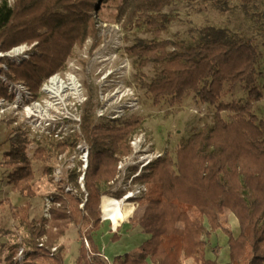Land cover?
I'll return each instance as SVG.
<instances>
[{
  "label": "trees",
  "instance_id": "16d2710c",
  "mask_svg": "<svg viewBox=\"0 0 264 264\" xmlns=\"http://www.w3.org/2000/svg\"><path fill=\"white\" fill-rule=\"evenodd\" d=\"M173 0H8L0 3V50L21 43L37 42L24 63L8 61L7 77L22 81L37 95L44 80L66 68L77 47L92 40L90 54L103 42L100 22H114L123 29L144 27L149 38L137 37L125 47L136 61L139 85L160 105L167 98L171 106L187 96L216 106L212 125L195 130L180 141L176 157L158 158L150 171L137 180L147 191L139 199L144 210L137 225L149 238L141 244L143 259L129 253L106 258L94 234L102 222L105 188L118 172L120 159L132 152L131 137L142 128L146 117L132 115L120 122H95L98 102L92 99L84 108L82 132L90 150L85 193L59 192L51 219L31 218L30 199L34 188V160H48V147L40 145L33 157L27 153L28 132L16 126L0 167L14 191L29 200L21 207L10 206L13 218L28 231V247L23 264H64L61 238L81 226L86 212L93 218L87 230L90 250L82 239L77 264H183L192 258L196 264H264V118L254 111L264 98L258 87V63L262 57L252 36L225 27L204 26L194 41L165 37L170 18L165 12ZM226 9L227 0H207ZM264 15V13H263ZM152 63L154 76L145 79L144 68ZM238 86L248 92L246 102L222 101ZM0 94L10 97L3 86ZM229 114L225 118L223 113ZM76 145V139L57 142L54 151ZM51 168L45 169L46 174ZM71 179L77 183L79 173ZM87 195V197H86ZM86 197V198H85ZM84 202V207L81 203ZM233 213L239 223L237 235L219 209ZM226 234L229 260L221 263L207 258V241L216 231ZM19 243H3L9 252L3 262L18 264ZM56 247L54 251L53 248ZM218 252V251H216Z\"/></svg>",
  "mask_w": 264,
  "mask_h": 264
},
{
  "label": "rangeland",
  "instance_id": "374dc122",
  "mask_svg": "<svg viewBox=\"0 0 264 264\" xmlns=\"http://www.w3.org/2000/svg\"><path fill=\"white\" fill-rule=\"evenodd\" d=\"M9 1L11 4L13 3V0ZM227 3L228 5H226V9H223L207 0H173L172 3L165 8V12L170 18L169 33L165 34V37L178 36L188 41H194L198 38L199 31H201L200 29L209 25L215 27H225L230 29L232 32H241L252 36L262 53V57L258 63L259 74L257 85L264 93V0H227ZM99 25L101 27L99 35L103 38V44H100L91 55L90 47L92 45V40L89 39L85 44V47L81 49L77 47L75 49L74 56L69 58L66 62V66L69 62L70 71L77 76L82 85L81 88L84 94L83 100L87 98L84 101L82 109H80L82 116H84V108L89 100L92 99L95 103L99 102V97H102V95L100 96V91L106 88L108 90L110 89L112 92L116 85V79L111 80V78H107L109 79L107 82L106 79L104 80L102 78L103 72H98L103 66L96 60L98 52L100 50L110 51V49H112L110 48V44L114 40L118 39L121 43L119 49L121 55L120 58L114 62L115 67L123 60V58L126 57V46L133 44L137 37H150V34L145 32L144 27L137 26L131 30H125L120 24L109 21L100 22ZM117 26L120 30H118ZM117 30L118 32H116ZM128 58L131 61L132 68L127 76L121 78V81L127 84H135L142 99L140 108L134 113L129 114L128 117L132 115H141L146 117L142 128L137 130L131 137L130 143L132 146V152L130 154H134L135 149L138 148V150L141 151L140 153L144 154L150 152L153 158H151L152 162L147 166H144L142 169H140V166L138 167L135 165L130 166L126 173L122 172L120 174L117 172L115 178L110 181L108 185H105V188L111 192L105 195L107 197L103 199L104 202H107L110 198H118V200L123 201L122 199H124L127 194L130 192L134 193L133 197L124 199L122 202L121 209L123 212L125 211V208L133 206V211L129 212L130 214L125 212L126 217H121L115 220L114 217H111V214L108 213L106 205L103 208L104 211L101 213L102 222L94 234V237L98 247L102 250V254L109 260H112L114 256L119 254L125 255L126 253H129L135 258H144V254H142L143 252L141 251L140 246L145 239L149 238L150 235L143 232L137 225L136 221L138 216H140V213L144 210V207L140 203L139 199L147 191V185L146 183L137 180V178L141 177L143 173L150 171L149 168L158 158L163 157L164 155L166 156L167 154H170L175 158L176 150L180 141L189 137L195 130L212 125L213 117L216 112V106L204 104L198 100H194L193 95L187 96L182 103H177L175 106H171L169 101H167V98L163 99L160 105L153 104L152 96L139 85L138 80L135 77V59L130 56ZM111 64L112 63H107L104 67L108 69ZM144 73L145 79L150 81L154 76L152 63L148 64L144 68ZM66 74L67 72L62 75L66 77ZM109 97H111L110 99L112 101V95ZM221 99L225 102H230L232 100L246 102V100H249V97L247 90L242 86H238L234 93H226ZM254 111L260 118H264V98L255 104ZM223 115L225 118H228L229 116L227 112H224ZM94 117L96 123L109 122L106 119H98L96 116ZM128 117H125L122 120ZM0 120L7 123L9 130H12L10 136L13 135L17 126L13 121L15 119H12L10 116H5L2 118L0 117ZM122 120L120 119L116 122H120ZM83 137L88 146L91 148L84 134ZM73 139H76L77 143L78 136L75 135V137H72L69 140ZM133 141L135 144L132 143ZM55 143H57V141L44 139L43 142H41V145H46L48 147V154L50 157L45 161L33 159L36 174L35 184H38L40 188L39 195L41 203H39V205L32 210L33 214L30 217L37 220L42 216H45L49 220L51 219L50 208L58 204L56 203V198L59 192L77 195L82 190L79 188V185L71 179L70 174L74 171L79 173L77 170L79 159L75 158L72 161L69 160V158H71L69 155H74L76 146L70 147L60 153L57 151L56 153L54 151L55 147H53ZM4 148H6V145L1 147V149ZM60 154L65 155L67 163H69L70 167L72 166V169L69 170L67 174L65 173L62 181L56 184L52 179V173L54 171V167H56L59 162L58 157ZM135 160L136 159L134 158L131 161L133 162ZM47 167L52 169L50 174L45 173V169ZM135 172L139 173V175L133 176ZM80 174L81 173H79V176ZM58 177H61V175ZM62 184H71L77 189L75 191L66 192L64 191ZM83 191L86 193L87 188L85 187ZM52 193L54 196L53 200L47 201V203L51 206L48 210H46L45 197ZM19 195L21 197H19V199L23 203L26 198L21 194ZM81 207H84V202L81 203ZM219 214L222 218H226L229 221L234 233L237 235V231H239V223L235 215L233 213H229L223 208L219 209ZM92 221L93 218H91L90 214L86 212L82 225L79 227L73 225L72 228H70L61 238L60 242L64 246V264H77L82 239L86 237L87 230L92 226ZM0 227H2V229L10 228L14 231H12L14 235H11V232L8 237L9 240L6 243L7 245L11 243H19L18 245H20V247H24L25 249L23 257L26 258L28 247L24 244L29 236L26 228L19 225L18 221L12 222V218L7 210L0 214ZM226 236V234L218 230L214 232L212 236L205 237L207 241V258L217 259L221 263L229 260V252H227V250L229 251L227 245L228 237ZM84 241L85 246L90 250V242L87 240V237ZM18 251L15 256L16 260L18 258ZM8 252V247L3 248L2 252H0L1 260H4ZM23 261L24 259H22V261L17 260L18 264H23ZM2 264L5 263L3 262ZM183 264L196 263L192 258H184Z\"/></svg>",
  "mask_w": 264,
  "mask_h": 264
},
{
  "label": "built area",
  "instance_id": "2783aa9c",
  "mask_svg": "<svg viewBox=\"0 0 264 264\" xmlns=\"http://www.w3.org/2000/svg\"><path fill=\"white\" fill-rule=\"evenodd\" d=\"M14 1L15 0L12 2ZM8 2L11 3L9 0ZM117 28L120 30L118 26ZM118 30L116 32H118ZM102 44L103 42L101 45ZM36 45L37 42L21 43L8 51L0 50V86H3L10 96L7 97L0 94V117L10 116L12 119H15L13 121L17 126L20 125L27 130L29 137L27 153L30 157H33L35 150L38 148L39 144L41 145L44 139L65 142L75 137V135L78 136V141L75 145L76 149L74 150L77 154H70L69 156L71 158H69V160L72 161L75 158L79 159L77 170L81 174L77 184L79 188L84 190L86 170L89 166L90 147L82 134L83 116L80 109H82L84 101L87 98L83 100L84 94L81 88L82 85L77 76L70 71L69 62L65 69L54 73L44 80L37 95L29 89L25 82L12 81L6 74L9 66L8 61L17 64L24 63V61L31 57ZM110 46V48H112L110 51L100 50L96 55L97 62L103 65L98 72H103L102 78L104 80L106 79L107 82L109 80L107 78H111V80L116 79L117 81L112 92L110 89L108 90L106 88L100 91V96L102 95V97H99L95 116L98 119L119 121L137 111L141 106L142 99L135 84H127L121 81V78L127 76L132 68L131 61L128 58L129 56L126 54V57L114 67V62L118 60L121 55L119 51L121 43L116 39ZM107 63H112L108 69L104 67ZM66 72V77H64L62 74ZM71 76L75 77V80L79 84V91L77 92L71 91L72 89L69 86L59 90L57 85L52 84L55 78H59L65 83ZM65 85H67V83ZM110 95L113 97L112 101L110 99L111 97H109ZM132 143H134V141ZM140 152L141 151L136 148L134 154L123 157L118 163V172L120 174L122 172L126 173L130 166L135 165L138 167L140 166V169H142L152 162L151 158L153 157L150 152L144 154ZM134 158L136 160L132 162L131 160ZM58 160L59 162L57 166L54 167L52 173V179L56 184L62 181L65 173L67 174V172L72 169V166L70 167L69 163H67L65 155L60 154ZM60 175L61 177H58ZM137 175H139L137 172L133 174V176ZM62 186L66 192L75 191L77 189L71 184H62ZM133 196L134 193L130 192L124 199H129ZM53 197V193L45 197L46 210L51 206L47 201H52ZM115 199L118 200V198ZM124 199L122 200L124 201ZM53 250L55 251L56 247H54ZM24 254V247H20L17 260L22 261V259H24Z\"/></svg>",
  "mask_w": 264,
  "mask_h": 264
},
{
  "label": "crops",
  "instance_id": "0c3cea01",
  "mask_svg": "<svg viewBox=\"0 0 264 264\" xmlns=\"http://www.w3.org/2000/svg\"><path fill=\"white\" fill-rule=\"evenodd\" d=\"M11 131L12 130H9L7 123L0 120V161H2L4 153L10 149L11 144L9 140L12 136V135L10 136ZM4 145H6V148L1 149V147ZM35 179H36V174H35ZM35 183H36V180H34V188L36 190L37 195L30 199L31 201L30 203L32 204L31 216L33 214L32 210H34L36 206L39 205V203H41L40 202L41 198L39 195L40 188H39V185L37 184L38 185L37 186ZM19 194L20 193L13 190L12 185L8 182V179L6 178L5 170L0 167V214L4 213V211L7 210V212L10 214L12 218V222L13 221L19 222V220L13 218L10 206L13 205L15 207H21L26 203L27 200H29L27 197L24 196L26 200L22 203V201L19 199L20 197ZM106 197L107 196H104L103 199H105ZM103 199H102V204H101L102 211H104L103 208L106 205L105 203H107V202H104ZM19 225H20V222H19ZM12 231L13 230L10 228L2 229V227H0V247H1V244L6 243L9 240L8 237ZM13 232L11 233V235H14ZM2 263H3V260H1L0 258V264Z\"/></svg>",
  "mask_w": 264,
  "mask_h": 264
},
{
  "label": "bare ground",
  "instance_id": "6f19581e",
  "mask_svg": "<svg viewBox=\"0 0 264 264\" xmlns=\"http://www.w3.org/2000/svg\"><path fill=\"white\" fill-rule=\"evenodd\" d=\"M66 83H67V85H65ZM52 84L57 85L59 87V90L61 88L65 89L66 86H69L72 89L71 91H73V92L79 91L78 90L79 84L75 80V77H73V76H71L68 79V81L65 83L62 80H60L59 78H55L52 81ZM107 203L108 204H106V206H107L108 213L111 214V216H113L115 220L119 219L121 217H126L125 212L127 214H130L129 212L133 211V206H129V207L125 208V211L123 212V210L121 209L122 208V201L116 200L115 198H110V200H108Z\"/></svg>",
  "mask_w": 264,
  "mask_h": 264
}]
</instances>
